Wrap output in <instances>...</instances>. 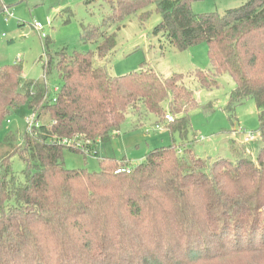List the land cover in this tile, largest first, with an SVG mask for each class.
<instances>
[{
    "label": "trees",
    "instance_id": "16d2710c",
    "mask_svg": "<svg viewBox=\"0 0 264 264\" xmlns=\"http://www.w3.org/2000/svg\"><path fill=\"white\" fill-rule=\"evenodd\" d=\"M107 1L108 20L116 21L154 5L161 18L154 35L178 51L205 44L210 70L111 76L98 62L115 39L96 27L82 30V40L96 44L94 53L61 49L53 62L43 44L45 73L56 70L62 80L54 102L44 86L22 85L17 64L0 69V128L22 105L35 119L41 111L51 119L25 130L19 146L13 134L4 137L0 264H202L264 249V0L223 14H195L192 0ZM222 75L234 83L225 109L230 120L246 100L255 104L261 141L255 161L239 152L234 162L207 165L187 149L196 140L190 112L197 105L185 82L193 78L209 89ZM128 111L161 118L171 144L136 164L104 157L98 171L64 167V151L96 155L97 145L117 137ZM14 155L26 164L23 181L11 171Z\"/></svg>",
    "mask_w": 264,
    "mask_h": 264
},
{
    "label": "rangeland",
    "instance_id": "374dc122",
    "mask_svg": "<svg viewBox=\"0 0 264 264\" xmlns=\"http://www.w3.org/2000/svg\"><path fill=\"white\" fill-rule=\"evenodd\" d=\"M13 17L5 22L0 13V69L6 66L17 67L21 71V83H33L46 88L49 100H53L62 85L56 70L45 73L49 57L44 55L43 44L56 61L55 53L65 49L68 54L94 53L96 44L82 40L83 27H96L97 31L113 35L115 47L99 65L105 66L111 76L117 77L141 69H150L156 75L167 78L174 74L194 73L195 70L208 72L210 63L205 44L178 51L160 34L153 30L160 22V15L154 5L140 8L124 15L120 21L108 20L112 9L107 0H2ZM248 0H192L190 9L195 14L216 12L223 14ZM148 16L144 19V14ZM49 21V23H47ZM44 27L45 39L39 36L33 25ZM17 62V63H16ZM217 85L202 88L195 79L189 78L185 86L193 91L195 109L190 112V126L195 142L188 145L194 156L211 165L219 158L234 162L241 152L246 158L255 161L261 147L257 131V110L249 99L235 108L230 120L226 107L228 96L234 88L227 75L216 77ZM211 104V109H208ZM33 111L27 105L16 109L0 128V161L9 149L4 137L11 133L16 137L15 145L21 144L26 130L25 119ZM161 118L152 115L141 119L128 111L121 124L118 136L110 142L96 146V155L85 152L64 151L63 163L68 170L86 169L98 171L99 160L104 157L120 161L122 158L136 164L141 162L150 150L171 144L169 135H161L154 127ZM38 125H48L50 115L41 111L36 119ZM243 130L253 134L250 141L244 140ZM191 138V134L190 137ZM176 143L178 139L175 138ZM231 148H234L233 150ZM11 171L23 181L26 164L17 155L12 156ZM1 174V166H0ZM238 251L219 261L202 264H264V249Z\"/></svg>",
    "mask_w": 264,
    "mask_h": 264
},
{
    "label": "built area",
    "instance_id": "2783aa9c",
    "mask_svg": "<svg viewBox=\"0 0 264 264\" xmlns=\"http://www.w3.org/2000/svg\"><path fill=\"white\" fill-rule=\"evenodd\" d=\"M2 13H3V17H4V20L5 22H7L10 18L13 17V14L10 13L9 11V8L5 5H3V8H2ZM47 23H49V21H47ZM33 28L35 29V31L39 32V36L43 39L45 38V34L43 32L44 30V27L43 25H41L40 23H35L33 25ZM17 63V62H16ZM58 92V90H56ZM56 98L53 99V102L55 101ZM164 120L165 122H169L172 120V117L170 115H165L164 117ZM25 124H26V131L27 132H31L35 127L38 126L37 124V120L35 119V115L32 113V116L30 117H27L25 119ZM156 130H158L161 134H165L168 132L166 126L164 125H161V124H156L155 127H154ZM239 131H242L244 133V140L245 141H250L251 139H253V134L251 132L247 133L243 130H239ZM87 153V152H86ZM121 172V169L117 170L116 173H120Z\"/></svg>",
    "mask_w": 264,
    "mask_h": 264
},
{
    "label": "crops",
    "instance_id": "0c3cea01",
    "mask_svg": "<svg viewBox=\"0 0 264 264\" xmlns=\"http://www.w3.org/2000/svg\"><path fill=\"white\" fill-rule=\"evenodd\" d=\"M157 124V123H156ZM161 135H167V133H165V134H161ZM129 162V161H128ZM129 163H131V162H129Z\"/></svg>",
    "mask_w": 264,
    "mask_h": 264
}]
</instances>
